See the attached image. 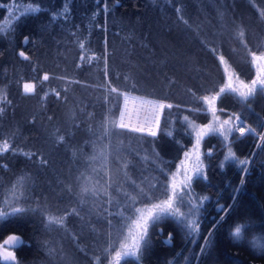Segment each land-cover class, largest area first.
<instances>
[{"label":"trees","instance_id":"trees-1","mask_svg":"<svg viewBox=\"0 0 264 264\" xmlns=\"http://www.w3.org/2000/svg\"><path fill=\"white\" fill-rule=\"evenodd\" d=\"M187 1L108 0V10L105 12L104 0H99V3L97 0H37L42 11L25 15L24 9L32 3V0H0V25H4L5 29H12L6 34H0V94H6L7 100L11 101L10 104H0V107L5 108L0 115V138L8 137L13 147L38 153L31 160L11 151L0 156V165L8 166L7 170L0 167V185L9 187L16 175L28 173L36 183L38 181L34 177L39 180L45 176L51 184L50 188L47 183L48 191L55 193L59 186L56 181L48 178L50 176L60 178L59 169L62 163L67 161L70 164L73 159L79 166L86 165L89 152L96 156L99 154L101 144H109L108 140L98 139L100 123L110 107L104 104L103 96L114 95L107 92L109 81L111 87H117L121 91H130L128 84L135 82L137 90L131 92L174 101L190 99L193 103H190L193 108L181 104H174L172 109L166 108L159 133L155 137L144 135L153 142L162 139L171 141L179 148L176 155H168L162 147H156L152 152L142 149L143 154H141L139 143L133 133H125L123 144L113 137L106 150L109 161L107 165L111 168H116L115 161L118 154L123 159L122 169L127 162L128 167L122 171L129 170V172L120 177L122 188L137 193V185L147 189L155 184V197L165 198L162 195V185L170 180L169 173L174 168L177 158L193 143L191 122L204 120L208 114L203 111H192L203 107V101L198 98L203 97L207 92L197 89V85L193 84H201L202 79L196 76L193 70L188 74L192 82L189 85L184 84L180 74L184 70L181 66L175 68L172 65L170 51L163 49L156 41L157 32L165 36L167 32L179 29L185 24L179 17L188 19ZM240 1L246 2L253 11L256 25L252 39H245L247 48L244 43L236 42L238 46L241 45L236 54L240 60L249 65L248 49H255L258 52L264 50V19L260 17L258 11L264 9V0ZM65 2L68 4V13L64 17L58 16L53 22L52 14L62 10ZM201 3H203L201 0H195L197 7H200ZM15 7L21 8V12L17 13ZM8 8H12L13 11L8 12ZM177 8L180 9L179 13L176 11ZM16 18H20L18 22ZM25 36L29 38L28 43H24ZM81 42L84 43V49L80 48ZM160 43L167 46L166 39L160 40ZM207 45L210 44L207 42ZM105 49H107V65L104 59ZM20 50L25 51L30 59L24 60L20 57L18 54ZM82 55L84 60H81ZM93 56L96 59L89 61ZM224 56L235 71L244 74L240 65L229 59L226 54ZM213 60V68L206 69L208 74L205 79L208 85L217 82L215 78L221 81L224 74L220 62L215 57ZM78 64L80 67H77ZM197 66L203 68L201 65ZM106 67L107 78L104 75ZM44 73L49 74L48 81H42ZM124 76H129L131 80L125 81ZM58 77L66 79L61 80ZM25 82L36 84L35 93L24 94ZM53 89L61 93L59 98L55 96ZM46 92L49 95L45 97ZM225 95L238 101L232 93L223 94L220 100ZM122 102L123 98H118L117 106L112 108V113L116 117L119 116ZM237 103L236 107H239L241 117L251 127L256 128L257 133H264V102L263 106H259L255 98L251 97L243 104ZM176 105L179 107H175ZM69 109L71 113L68 115L66 111ZM184 117H188V121H185ZM90 132L97 136L93 143H88L87 137L92 138ZM59 135H64L63 142L58 141ZM258 144L264 145V142L260 141L258 135L252 134L240 138L239 133H234L227 140L218 135H210L205 139L203 162L206 164L207 179L192 181L190 197H209V200L204 202L199 217L200 235L193 243V238L189 237L174 219L165 218L149 227L148 244L142 250L140 264H170V262L171 264H264V252L254 250L247 241L235 242L229 235L230 226L245 218L254 222V226L246 233L248 239H251L253 234L264 233V146L257 147ZM207 146H213L214 152L210 156L206 155ZM229 147L238 158H250L246 174L240 167L230 163H226L221 169V161L227 155ZM41 154L48 160L44 166L39 164ZM102 159L100 156L95 160L100 162ZM90 164H92L91 159ZM43 168L46 169L43 171ZM97 176L99 179L101 175L97 174ZM242 177L245 181L243 186L240 185ZM35 182L33 189H36ZM108 187L116 190L117 184L111 182ZM237 188L240 189L239 192L234 191ZM39 190L37 189L38 192ZM39 194L42 197V193ZM111 197L120 205L126 202L125 196L111 195ZM155 201L158 200L154 198ZM217 202L225 207L232 205L227 215L218 210ZM29 204L31 205L32 201L27 205ZM149 204L148 200L143 202L138 200L135 207L142 208ZM93 208L95 221L97 222L100 216L102 223L105 222L108 229L101 230L99 234L96 229L93 243L84 245L87 250L86 253L84 252L85 255L80 251L78 253L85 258L88 256L92 264H109L114 250L119 247L122 233L127 231L124 225L131 221H125L118 215L110 217L106 214L118 212L119 208L116 205L104 206L101 215L96 212L99 211L98 205ZM181 210L187 211V208ZM29 214H38V217L32 219L36 220V223L20 219ZM126 215L133 216V213L128 212ZM222 215L225 219L213 229V225ZM109 219L112 221L111 225L108 224ZM45 220L40 210L28 211L0 227V241L10 234H21L30 240L27 243L30 246L22 245L16 250L20 264H50L49 261L43 262L51 257L47 255L49 252L47 245L42 247L43 243L39 241L49 231V228L44 227ZM33 225H36L35 229ZM51 229L59 230L58 226H52ZM209 230H212L214 235L205 253L200 254L201 245L204 244V237L208 235ZM169 234L171 241L165 243ZM79 239L78 237L76 240L78 242L72 240L77 244ZM109 243L111 249L106 253L104 250L109 248ZM96 256L101 257L99 262L95 260ZM127 264H135V262L128 261Z\"/></svg>","mask_w":264,"mask_h":264},{"label":"snow or ice","instance_id":"snow-or-ice-1","mask_svg":"<svg viewBox=\"0 0 264 264\" xmlns=\"http://www.w3.org/2000/svg\"><path fill=\"white\" fill-rule=\"evenodd\" d=\"M170 2V0H169ZM99 3V0H97ZM105 12L108 10V0H104V9ZM8 12H12V8L7 9ZM42 11L41 5L37 0H32L25 9L24 14L27 15L29 13L35 14ZM69 8L68 4L65 2L63 4L62 10L52 14V21L54 22L57 17H64L66 13H68ZM99 11V9L97 10ZM177 13L180 12V9H176ZM259 15L262 19H264V9H258ZM95 18V16L93 17ZM17 22L20 18H16ZM185 24L188 23L187 20H184L183 16L179 17ZM15 25L12 26L14 28ZM12 29H5L4 25H0V34H6L7 31H11ZM198 35V33H197ZM237 35L241 38L244 36V29L240 28ZM29 38L27 36L24 37V43H28ZM245 44L247 48V44L245 41H241ZM105 43H107L105 41ZM202 44H206V41H201ZM84 43H80V48L84 49ZM213 53H218L219 48L213 47L210 49ZM248 53L251 57V63L254 65L256 69L255 78L251 79L249 83H245L244 81H239V86L233 85V74L227 72V68L225 72L227 74V82L219 88V91L215 92L214 95H208L199 97L198 99L203 101L206 104V108L203 109L205 112H211L213 120L203 126L196 127L195 122H191L192 128L195 130V144L193 145V149L191 152L185 151L184 156L186 158L191 155H195V163L191 168L186 166V161L181 160L180 165L183 166V179L177 183L176 173L171 174L170 180L163 184V193L162 195L166 198L160 199L155 197L154 189L156 188L155 184L150 185L147 189L140 187L137 185V194L129 195L128 193H124L126 198V202L123 205H120L118 201H115L110 195L107 199V205H116L119 208L118 212H107L108 216H120L121 219L125 221H131V223H126L124 227L127 229L126 232L122 233V238L119 242L118 249L114 250V255H112L109 264H127L128 261H133L135 264H140L142 259V250L148 244V230L150 226H154L159 223L161 220L165 218L174 219L175 222L186 232L189 237H192V242L195 243V238L200 235V213L203 210L204 202L209 200L207 196H199L195 198L191 197L192 192V181L194 179L201 180L207 179L205 166L201 160V153L199 151L200 143L204 139V137L209 135H218L223 139L227 140L229 136H232L234 133H239V137L243 138L246 134L258 135L261 142H264V133H257L256 128L251 126L244 125V121L241 119L239 114L233 113L229 115L228 119L223 121L216 115V107L215 101L225 93H232L237 95L242 101H247L249 98L254 97L258 93L260 95H264V50L259 52L248 49ZM19 56L24 60H29V56L25 53V51L20 50ZM219 60L222 63H226L225 56L219 55ZM92 59H96L95 56L90 57L89 61ZM105 65H107V49H105ZM81 60H84V56H81ZM77 67H80L78 64ZM105 77L107 78L108 72L107 67L104 72ZM50 79L48 73H44L42 77V81H48ZM58 79L65 80V77H58ZM238 79V77H237ZM125 81H130L131 78L129 76H124ZM71 83V81H68ZM111 82L109 81V86L107 87V92L114 95H104L103 102L106 105H110L107 109V114L104 120L100 123L99 126V137L100 140H108L109 144L103 145V148L100 149L99 155L104 158L105 164L107 163V149L111 144V140L113 137H120L125 133H138L141 135H148L155 137L157 135V131L160 126V115L163 113L165 108L172 109L174 105L170 103H165L163 101H155L149 100L145 97H137L131 96V90H137V84L135 82H130L128 84V88L130 91H121L117 87H111ZM36 91V84L31 82L23 83V92L25 95L33 94ZM57 98L60 97L61 93L52 90ZM49 93H44L46 97ZM122 97L124 100L123 106L119 107V116L116 117L112 113V108L116 107L118 104V98ZM129 99L135 103L139 101V107L135 108V115L137 117V123L132 124L131 117L132 112H130L127 108V104ZM7 103L10 104L11 101L7 100L6 94H0V104ZM175 107H179L176 105ZM5 111L4 107H0V115ZM194 112H199L201 109H193ZM141 113H143V122H140ZM91 116V113H89ZM126 118L129 122H126ZM51 119V117H49ZM185 121H188V117H184ZM153 124L155 125V129H153ZM244 125V126H242ZM65 139L64 135L58 136V141L63 142ZM120 144H123V141H119ZM264 146L262 144H258L257 147ZM11 151L13 154L23 155L28 159H32L38 155L37 152L34 151H25L23 148L13 147L10 139L8 137L0 138V156L5 153ZM206 155H211V150H209ZM97 156L89 157L91 160L97 159ZM48 163V160L44 158L41 154L39 164L40 166H44ZM226 163L233 164L237 167H240L241 170L246 174L248 172V165L250 163V158H238L236 153L232 151L231 147L228 149L227 155L224 156L221 161L220 167L223 169ZM127 162L123 165V167L127 168ZM5 170H7V165H0ZM163 171V169H161ZM32 177L28 173H21L16 176V178L10 183L9 187H5L4 185H0V227L3 226L4 223L11 222L12 219L19 217L20 215L28 212V211H37L40 210L42 214L47 212L46 206L41 208L39 202H37V208L21 206L22 204L28 203L30 200L34 198L31 197L30 193ZM135 184V181H133ZM245 183L243 177L241 178L240 185L243 186ZM239 188L234 191L239 192ZM106 191V190H105ZM82 193L91 192L93 195L96 194V189H89L87 186L81 187ZM154 198L158 200L156 203H152L150 207L139 208L135 207L138 200L143 202V200L151 201ZM235 199V197H233ZM218 210L220 212H224L226 215L229 213V210L232 208V205H228L225 207L224 205H220L217 202ZM187 208V211H182V208ZM132 212L133 216H127L126 213ZM71 214H79L76 209H72L71 212L65 211L63 215H57L48 213L46 216L45 227L51 228L52 226L64 227L65 221L67 217ZM225 216H220L219 220L213 225V229H215L223 220ZM111 219L108 220V224L111 225ZM254 226V222L249 218H245L243 221H238L235 225L230 226V237L235 242L247 241L249 245L254 250H260L264 252V233L259 235H252L251 239H248L246 233L250 228ZM214 235L212 230H209L208 235L204 237V244L201 245L200 254H204L207 250L208 246L211 243V237ZM110 236V233H109ZM75 239V237H73ZM171 234H169V238L165 243H170ZM22 245H27V242L23 241L22 238L15 234L8 235L2 242H0V264H20L17 260V256L15 251L12 249H17ZM111 249V243H109V248L105 249L106 253ZM51 251V250H50ZM95 260L99 262L101 260L100 256H96ZM171 264V262H170Z\"/></svg>","mask_w":264,"mask_h":264},{"label":"rangeland","instance_id":"rangeland-1","mask_svg":"<svg viewBox=\"0 0 264 264\" xmlns=\"http://www.w3.org/2000/svg\"><path fill=\"white\" fill-rule=\"evenodd\" d=\"M203 3L200 7H197L195 4V0H188L187 1V7H186V14H187V24H184L179 29H174L169 32L165 36H161L160 32H157L156 35V41L158 45L162 46L163 49H168L170 51L171 55V62L172 65L175 68H179L180 66L184 70L180 74L182 75L184 84L189 85V83L192 82L191 79H189L188 74L189 72L192 73V71H195V75L202 79L201 84L193 83L194 85H197L196 88L199 90L206 91L207 93L203 96L208 95H214L215 92L219 91V88L222 87L227 82V74L225 72V69L227 68L228 73L233 74V85L239 86V81H244L245 83H249L251 79L255 78L256 76V69L254 65L251 63V57L249 55V65L243 61L240 60L238 55L236 54V51L238 48H241V45L238 46L236 42L245 41V39H252V35L254 34V30L256 28V25L254 24L255 21L253 19V11L248 7L247 3L240 0H235L232 2V0H201ZM18 9V10H17ZM15 7V11L17 13L21 12V8ZM208 17V19H206ZM240 28L244 29V36L243 38L239 37L237 33L239 32ZM198 33V35H197ZM166 39L167 40V46H163L160 43V40ZM206 41L210 45L202 44L201 41ZM245 46V45H244ZM213 47H218L219 51L218 53H213L210 49ZM253 50V49H251ZM257 51V50H253ZM258 52V51H257ZM226 54L228 58L232 59L237 65H240L242 68V71L244 74H239L238 71H235L233 69L232 64L226 60V63H222L218 56L219 55ZM216 58L218 62L222 65L223 69V78L221 81L219 79L215 78L214 84L208 85L206 82L208 71H206L207 68L212 67L214 64L213 58ZM197 65L203 66V68L198 67ZM238 77V79H237ZM209 86V87H207ZM131 96H137V97H145V98H152L149 100H155V101H163L165 103H170L172 105L174 104H181L185 105L186 107L193 108V106L190 105L191 100L190 99H176L174 100H168L160 97H151L150 95L136 93V92H130ZM223 95V94H222ZM237 102H240L241 104L244 103L237 95H233ZM256 103L259 106H263L264 102V95H255L254 96ZM233 98L229 95H225L220 98H218L215 101V107L217 109L216 115L220 118L221 121L228 119L229 115L236 113L242 116L239 112V107H236L238 105ZM124 104V100L122 102V106ZM193 104V103H192ZM129 105H131L129 107ZM203 109H205L207 106L203 102L202 103ZM139 107V101H136L133 103L131 99H129L127 108L130 112H132L131 117V123L136 124L137 117L135 115V108ZM132 108V109H131ZM166 109V108H165ZM164 112V110H163ZM205 112V111H203ZM66 113L69 115L71 113V109L66 111ZM207 117L204 120L195 121V126L200 127L203 125H206L210 123L213 120L211 112H206ZM143 113H141L140 122L142 123ZM161 116H163V113L160 115V126H161ZM126 122H129L126 118ZM159 126V130H160ZM192 128V126H191ZM153 129H155V125L153 124ZM159 130L157 131V134L159 133ZM193 130V143L185 150L191 152L193 149V145L195 144V130ZM91 133V139L89 136L87 137L88 143H93L96 141L97 136H95L92 132ZM131 134V133H129ZM137 138V141L139 143L140 153L143 154V150H148L149 152H152L154 148L162 147L164 150H166L167 154L170 156L176 155L179 152V148L177 145L172 144L171 141H168L167 139H162V141L153 142L152 139L146 138V136L133 133ZM146 135V134H145ZM122 135L120 137H114L115 140L124 141ZM210 136V135H209ZM208 136L204 137V139L200 143L199 151L201 153V160L203 162V145L204 141ZM137 143V144H138ZM146 143H149V145H145ZM154 143V144H153ZM215 142H212V144ZM105 144V143H104ZM101 144L99 146V152L100 149L103 148V145ZM92 145V144H91ZM138 147V146H137ZM142 150V151H141ZM207 152L211 150V154H213V146H207L206 147ZM184 151V152H185ZM88 153V157H86V161L88 162L86 165L79 166L75 160L72 159L70 164L66 162L61 164V168L59 169L60 172V178L59 176H50L48 179L54 180V182H57V185L59 188H56L55 193L49 192L48 184H51L47 180L45 176L42 177V179H36L34 176L36 172H34V179L38 182L36 183L33 181L31 183V197H33V200H30L28 203L32 201L31 208H35L37 206V202H39V205L41 208H44L46 206L47 212L43 214V216L46 218L47 214L50 212L52 214L57 215H63L65 211L71 212L72 209H76V211L79 213L77 214H71L67 217L65 221L64 227H59V230L54 229H48L49 231L46 232L44 238L40 239L39 241L42 244V247L44 245H47V248L49 252H47V255L51 256L48 259H45L43 262L49 261L50 264H92L89 262V257L86 258L78 253L80 251L82 254L85 255L87 252L85 244L90 245L93 243V236L94 233H96V229L98 234L103 229H108L105 226V222L102 223V218L98 216L97 222L96 215L94 214V206L98 205V210L96 211L98 215L103 214V208L107 205V199L108 196L113 195L114 197H120L124 196V193H128L129 195H136V192L128 191L125 188H122L120 186L121 178L123 175H126L129 170L122 171V164L123 159L118 154L116 157V168L113 169L107 163L109 164V161L107 160V163L105 164L104 158L98 162L96 160H92V164H90L89 157L95 156L94 153L90 154ZM98 154V153H97ZM112 154V153H111ZM98 158L100 155H96ZM108 156V152H107ZM179 158V159H178ZM175 163L174 168L169 173V179L171 178L172 173H176V180L177 183L181 179H183V166L180 165L181 160L186 161V166L188 168H191L192 165L195 163V155H191L190 157L186 158L184 156V153L181 154L180 157H178ZM63 165V166H62ZM203 165L206 167V164L203 162ZM128 167V166H127ZM90 168V169H89ZM46 168H43V171ZM100 174L101 176H98L97 174ZM17 176V175H16ZM15 176V178H16ZM59 179V180H58ZM135 179V176L133 177ZM143 179V178H142ZM102 180V181H100ZM138 180V177H137ZM59 181V182H58ZM36 183L37 185L34 186L36 189H33V183ZM113 182L117 184L116 190H112L108 187V185ZM123 182V181H122ZM87 186L89 189L95 188L96 194L93 195L91 192L88 193H82L81 187ZM39 190V192L37 191ZM106 190V191H105ZM38 192V193H37ZM42 193V197H40V194ZM66 195V197H64ZM105 197H107L105 199ZM166 198V197H165ZM99 201V202H98ZM158 201L154 202V199L150 201L149 205H146L147 207H150L152 203H156ZM28 203L22 204L21 206L29 207L27 205ZM41 203V204H40ZM94 205V206H93ZM146 206H143L142 208H145ZM92 212H91V211ZM38 217V214H29L26 215L25 218H20L23 221H30L31 223H36V220H32ZM133 218H135L133 216ZM46 221V220H45ZM96 222V224H95ZM36 225H33V228L35 229ZM45 227V225H44ZM55 227V226H54ZM102 227V228H101ZM37 228V227H36ZM32 229V232L34 231ZM109 234V232H107ZM78 239H82L80 241L78 246L75 247L76 242ZM91 248V247H90ZM51 250V251H50ZM85 252V253H84ZM48 256V257H49ZM44 264V263H43ZM105 264V263H103Z\"/></svg>","mask_w":264,"mask_h":264},{"label":"flooded vegetation","instance_id":"flooded-vegetation-1","mask_svg":"<svg viewBox=\"0 0 264 264\" xmlns=\"http://www.w3.org/2000/svg\"><path fill=\"white\" fill-rule=\"evenodd\" d=\"M15 235L20 236V237L22 238V240L25 241V242H27V243H29V241H30V240H27V238H24V236H22L21 234H15ZM6 237H7V236H6ZM6 237H5V238H6ZM5 238H4V239H5ZM2 241H3V239H2L0 242H2ZM12 250L15 251V254H16V256H17V253H16V250H17V249H12Z\"/></svg>","mask_w":264,"mask_h":264},{"label":"built area","instance_id":"built-area-1","mask_svg":"<svg viewBox=\"0 0 264 264\" xmlns=\"http://www.w3.org/2000/svg\"><path fill=\"white\" fill-rule=\"evenodd\" d=\"M148 99H152V98H148ZM131 105H129V107H130ZM132 109V108H131ZM144 115V114H143ZM143 115H142V118H143ZM242 119V118H241ZM243 120V119H242ZM244 121V120H243ZM143 122V121H142ZM244 125H246V126H248V124L244 121ZM244 125H242V126H244Z\"/></svg>","mask_w":264,"mask_h":264}]
</instances>
